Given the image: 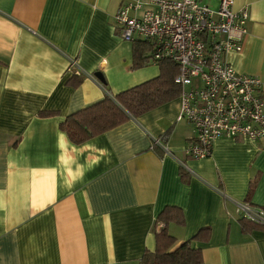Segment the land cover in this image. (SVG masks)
I'll return each mask as SVG.
<instances>
[{
	"label": "crops",
	"instance_id": "1",
	"mask_svg": "<svg viewBox=\"0 0 264 264\" xmlns=\"http://www.w3.org/2000/svg\"><path fill=\"white\" fill-rule=\"evenodd\" d=\"M128 1L0 0V264H138L166 207L184 216L168 228L178 245L209 228L192 243L200 264H264V228L239 223L240 205L264 210V139H217L192 159L179 98L81 144L60 128L159 75L133 69L120 38L114 16ZM233 9H246L248 33L227 63L258 78L264 100V0Z\"/></svg>",
	"mask_w": 264,
	"mask_h": 264
},
{
	"label": "built area",
	"instance_id": "2",
	"mask_svg": "<svg viewBox=\"0 0 264 264\" xmlns=\"http://www.w3.org/2000/svg\"><path fill=\"white\" fill-rule=\"evenodd\" d=\"M247 20L246 9L234 10L233 0H219L216 10L200 0H133L114 16L123 41L150 45V63L177 65L178 120L195 131L184 150L192 159L208 157L217 139H264L262 83L236 73L226 60L241 51ZM239 213L264 226V210L246 203Z\"/></svg>",
	"mask_w": 264,
	"mask_h": 264
},
{
	"label": "trees",
	"instance_id": "3",
	"mask_svg": "<svg viewBox=\"0 0 264 264\" xmlns=\"http://www.w3.org/2000/svg\"><path fill=\"white\" fill-rule=\"evenodd\" d=\"M132 46L133 69L146 67L150 63L152 51L150 45L142 41H134ZM156 65L159 69V75L156 78L115 96L106 92L101 102L68 116L60 126L62 131L68 135L72 143L81 144L131 118H138L178 99L181 87L174 81L178 74L177 65L168 60L157 62ZM101 85L105 90L104 84ZM181 177L182 179L186 177L184 172H181ZM239 223L243 232L257 227L264 228L241 215ZM184 224V216L180 209L166 207L161 211L154 226L155 248L152 252L146 251L138 264H200L202 262L201 251L194 248L192 243L207 242L210 230L202 228L192 239L178 245L168 233V228L171 225L182 227Z\"/></svg>",
	"mask_w": 264,
	"mask_h": 264
},
{
	"label": "water",
	"instance_id": "4",
	"mask_svg": "<svg viewBox=\"0 0 264 264\" xmlns=\"http://www.w3.org/2000/svg\"><path fill=\"white\" fill-rule=\"evenodd\" d=\"M94 77H95L98 81H100L101 83H104V80H103L102 76H101L99 73H95V74H94Z\"/></svg>",
	"mask_w": 264,
	"mask_h": 264
}]
</instances>
